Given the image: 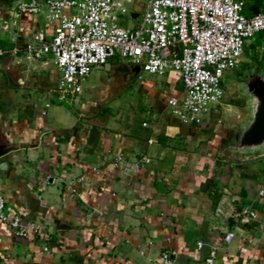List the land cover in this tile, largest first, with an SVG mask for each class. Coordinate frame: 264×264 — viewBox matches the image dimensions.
Returning <instances> with one entry per match:
<instances>
[{
	"label": "crops",
	"instance_id": "crops-1",
	"mask_svg": "<svg viewBox=\"0 0 264 264\" xmlns=\"http://www.w3.org/2000/svg\"><path fill=\"white\" fill-rule=\"evenodd\" d=\"M120 1L119 22L135 25L147 0ZM244 1L248 15L264 8ZM56 23L44 6L17 15L15 0L0 3V189L10 215L39 225L24 237L0 221V264H160L166 251L173 264H209L212 250L211 264H264V157L223 151L233 121L211 107L184 122L168 104L183 98L178 76L119 56L59 99L53 59L26 52ZM225 101L228 112L237 102ZM244 207L256 218L234 216Z\"/></svg>",
	"mask_w": 264,
	"mask_h": 264
},
{
	"label": "built area",
	"instance_id": "built-area-1",
	"mask_svg": "<svg viewBox=\"0 0 264 264\" xmlns=\"http://www.w3.org/2000/svg\"><path fill=\"white\" fill-rule=\"evenodd\" d=\"M43 6L47 18L57 23L49 37L35 31L26 52L28 58L53 59L60 71L59 99L79 93L93 67L119 56L143 72L173 71L184 94L181 100L170 97L168 104L184 122L197 124L212 105L226 100L221 77L242 61L246 40L259 33L264 64V8L245 14L244 0H147L137 27L119 22L128 11L120 0H15L17 15L39 13ZM2 23L7 28V21ZM258 194H264V185ZM234 216L255 219L256 212L244 207ZM0 221L18 236L39 231L37 223L10 215L1 189ZM232 237L229 231L225 240ZM214 253L210 252L209 264ZM160 264H173L167 251Z\"/></svg>",
	"mask_w": 264,
	"mask_h": 264
},
{
	"label": "water",
	"instance_id": "water-1",
	"mask_svg": "<svg viewBox=\"0 0 264 264\" xmlns=\"http://www.w3.org/2000/svg\"><path fill=\"white\" fill-rule=\"evenodd\" d=\"M12 2L13 0H0V3L7 6ZM137 26L138 24H135V27ZM135 69H140V66ZM238 85L247 112L244 117L230 124L228 127L230 133L222 143V149L239 160L262 158L264 157V68L241 76Z\"/></svg>",
	"mask_w": 264,
	"mask_h": 264
},
{
	"label": "rangeland",
	"instance_id": "rangeland-1",
	"mask_svg": "<svg viewBox=\"0 0 264 264\" xmlns=\"http://www.w3.org/2000/svg\"><path fill=\"white\" fill-rule=\"evenodd\" d=\"M126 7L130 8V6H126ZM64 12L66 13L68 12V10L65 9ZM244 13L247 14L245 9H244ZM126 22L127 21H124L122 24L129 25L128 23L130 21H128L127 23ZM252 44L254 45V47H252ZM259 44H260L259 35H255L254 37L247 39L244 47L242 61L239 64H237L234 68L224 71V74L221 77L222 87L224 89L225 96L229 95L232 100L237 101V102L231 101L232 102L231 111L229 112L223 111L225 110L224 109V105L226 104L225 100H222L221 102L212 105V108L218 107L221 110L222 112L221 114L224 120H230L231 122L232 121L236 122L240 118L244 117L247 112L246 104L244 102V99H242L241 93L239 92L238 83L241 80V76L243 75L242 73H244V69L248 64H251L253 66L257 65L259 66V69L264 68V64L261 61L262 54L259 49ZM124 95H129V94L124 92ZM237 115H239L238 118ZM202 116L204 117L205 115L203 114Z\"/></svg>",
	"mask_w": 264,
	"mask_h": 264
},
{
	"label": "flooded vegetation",
	"instance_id": "flooded-vegetation-1",
	"mask_svg": "<svg viewBox=\"0 0 264 264\" xmlns=\"http://www.w3.org/2000/svg\"><path fill=\"white\" fill-rule=\"evenodd\" d=\"M257 69H259V66H253V65H251V64H248L246 67H245V69H244V73H242L243 75H242V77H244V76H246V75H248L251 71H253V70H257Z\"/></svg>",
	"mask_w": 264,
	"mask_h": 264
},
{
	"label": "trees",
	"instance_id": "trees-1",
	"mask_svg": "<svg viewBox=\"0 0 264 264\" xmlns=\"http://www.w3.org/2000/svg\"><path fill=\"white\" fill-rule=\"evenodd\" d=\"M257 35H259V39H261L262 38V36H263V34H261V33H259V34H257ZM252 47H254V45L252 44Z\"/></svg>",
	"mask_w": 264,
	"mask_h": 264
}]
</instances>
